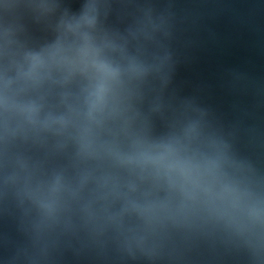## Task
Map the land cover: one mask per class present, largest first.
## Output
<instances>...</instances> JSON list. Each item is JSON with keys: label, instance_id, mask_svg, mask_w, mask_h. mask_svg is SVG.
Wrapping results in <instances>:
<instances>
[{"label": "water", "instance_id": "1", "mask_svg": "<svg viewBox=\"0 0 264 264\" xmlns=\"http://www.w3.org/2000/svg\"><path fill=\"white\" fill-rule=\"evenodd\" d=\"M0 264H264V0H0Z\"/></svg>", "mask_w": 264, "mask_h": 264}]
</instances>
